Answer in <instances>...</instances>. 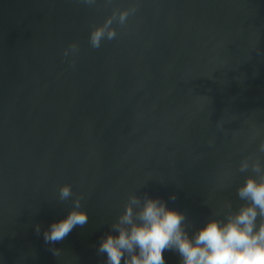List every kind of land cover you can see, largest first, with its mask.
Listing matches in <instances>:
<instances>
[{"label":"water","instance_id":"95a60500","mask_svg":"<svg viewBox=\"0 0 264 264\" xmlns=\"http://www.w3.org/2000/svg\"><path fill=\"white\" fill-rule=\"evenodd\" d=\"M262 142L264 0H0V264H105L131 194L223 215ZM64 184L90 216L52 246Z\"/></svg>","mask_w":264,"mask_h":264},{"label":"clouds","instance_id":"9594fccd","mask_svg":"<svg viewBox=\"0 0 264 264\" xmlns=\"http://www.w3.org/2000/svg\"><path fill=\"white\" fill-rule=\"evenodd\" d=\"M115 35V31L98 27L90 33V44L99 48L105 38L111 40ZM69 48L75 50L76 45ZM64 57L68 58V49ZM258 152L264 153V142ZM239 171L249 173L236 191L239 205L226 201L223 215L213 213L200 224L171 205L177 199L175 193L168 199L131 194L101 234L97 253L105 264H167L166 253L175 254L179 264H264V162L242 160ZM59 200L71 203L67 214L43 231L45 243L52 246L84 226L90 216L84 197L73 198L70 184L59 188ZM35 230L41 232L39 224ZM51 250L58 255L59 249Z\"/></svg>","mask_w":264,"mask_h":264}]
</instances>
